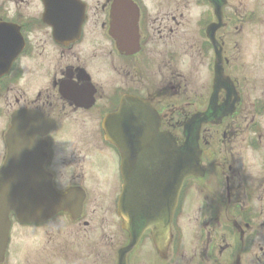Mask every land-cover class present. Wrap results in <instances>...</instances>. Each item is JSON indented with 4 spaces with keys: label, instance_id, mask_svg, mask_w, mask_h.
Wrapping results in <instances>:
<instances>
[{
    "label": "flooded vegetation",
    "instance_id": "flooded-vegetation-1",
    "mask_svg": "<svg viewBox=\"0 0 264 264\" xmlns=\"http://www.w3.org/2000/svg\"><path fill=\"white\" fill-rule=\"evenodd\" d=\"M68 3L71 21L59 22L58 34L53 24L42 20L41 0H20L18 23L0 20L3 25L18 28L22 44L19 58L5 78H0V119L4 120L0 128V164L7 154L5 137L13 129L14 117L20 112L34 113L36 117L30 124L36 142L43 147L44 171L58 195L71 197V191L84 193L81 216L73 218L71 207L70 212L58 213L39 224H21L10 215L11 230L20 226L33 231L34 241L24 242V246L29 247L27 251L38 246L43 250L58 233L59 225L71 237V223L87 227L91 213H100L102 232L98 238L118 239L116 260L112 262L117 264L118 253L127 247L129 237L117 214L120 156L104 138L101 130L104 118L118 111L124 97L144 98L160 115L161 130L182 143L184 123L207 106L214 66L221 56L223 74L237 93L234 113L217 126H202L199 145L203 177L188 180L181 189L170 223V240L163 252L156 251L152 233L147 231L129 252L126 263L264 264V238L262 244L258 243L264 229V70L261 96L253 100L252 75H248L244 65L235 68L231 64V60H241L240 53H246L237 42L250 41L252 25H258L264 34V8L259 12L249 0H220L215 5L210 0H68ZM28 4L35 13L24 12L23 7ZM211 25L212 43L207 36ZM1 40L5 41L2 44L5 50H10L11 34L0 31ZM193 52L201 66L208 61L207 69H199L198 73L206 78L209 92L202 94L200 89L193 101L184 97L188 102L177 109L166 100L167 93L183 96L188 89L172 86V75L177 72L173 63L183 62L187 56L193 59ZM155 77L163 78L161 84L153 82ZM28 82L35 85L27 87L24 83ZM225 100L222 90L217 104L222 105ZM192 102L198 105L188 110ZM72 115L82 119V131L87 126L98 128L95 139L94 135L83 139L80 132L79 138L87 149L82 161L74 162L84 175H89L93 184L88 186L76 182L80 171H76L71 181L72 149H68L71 129L66 121ZM43 120L54 124L46 134ZM91 142L96 147L94 159L88 150ZM237 144L241 149H235ZM237 157H243V171L235 165ZM91 188H94L93 204L98 209L88 211ZM110 215L116 219L117 233L121 235L108 231L113 227ZM10 238L1 264L7 263Z\"/></svg>",
    "mask_w": 264,
    "mask_h": 264
},
{
    "label": "water",
    "instance_id": "water-1",
    "mask_svg": "<svg viewBox=\"0 0 264 264\" xmlns=\"http://www.w3.org/2000/svg\"><path fill=\"white\" fill-rule=\"evenodd\" d=\"M210 1L215 5V1L220 0ZM210 29L208 33L213 41L211 31L214 28ZM217 61L208 109L202 117L196 115L189 120L184 131L187 132V140L183 147L177 146L159 132L156 113L143 101L136 100L134 103L136 119L131 120L129 117V121H122L125 112L120 114L119 119H114L115 122H123L120 130L116 127L111 140L123 157L125 186L119 215L130 237V244L120 253L118 264H126V252L138 243L146 230L152 232L157 252H163L169 241V224L175 205L172 191L177 190L185 178L197 176L199 170L197 141L200 126L217 122L232 112L229 107L232 87L229 80L223 78L220 58ZM221 89L226 91L227 100L224 105L217 107V93ZM134 138L141 146L139 157L132 147ZM10 152L0 170V259L8 238L9 213H15L20 222H40L43 217L46 219L67 210L65 198L54 193L48 179L42 176L41 167L33 162L38 159L37 152L30 148L26 155L18 147L13 150L11 147Z\"/></svg>",
    "mask_w": 264,
    "mask_h": 264
},
{
    "label": "rangeland",
    "instance_id": "rangeland-1",
    "mask_svg": "<svg viewBox=\"0 0 264 264\" xmlns=\"http://www.w3.org/2000/svg\"><path fill=\"white\" fill-rule=\"evenodd\" d=\"M20 0H0V7L3 3L6 5L9 2V5L5 7V10H10V15H12L9 20H12L15 16L16 12H19V2ZM250 5L252 7H256L259 12L260 9L263 10L264 8V0H249ZM31 4H28L27 7H23V10L27 11V13H35V9H32ZM35 11H30V10ZM40 8H38L39 12ZM21 6H20V13H21ZM30 11V12H29ZM18 15V13H16ZM9 15V16H10ZM25 15V14H24ZM263 30L255 24L252 25V31L250 36V41L244 40L237 42L238 47L243 48L242 51L246 52L241 54L240 53V61H232L231 64L238 68L239 66L244 65V68L249 72L248 75H252V85L255 86L251 94V98L254 100L255 98H259L261 96L260 93V85L263 83L261 72L264 70V40L263 38ZM261 38V41H259ZM236 40V39H235ZM234 40V41H235ZM233 43V42H232ZM232 47V46H231ZM237 47V48H238ZM233 48V47H232ZM236 53V50H233ZM196 52H193V54ZM248 56V57H247ZM247 57V59L245 58ZM245 58V59H244ZM208 61L203 63V66L199 64L197 56H193V59H189L187 56L183 62L176 61L173 63L177 72H174L171 78L172 86L175 85L187 87V94L177 96H170L168 93L166 95V100L169 103L175 105L177 109L185 107L184 102H188L184 100V97H187L191 101H193L197 97V92L201 89V93L205 94L209 92L207 88L206 78L204 76H200L199 69L204 70L207 69L205 66ZM208 73V72H207ZM180 74V75H179ZM251 76L249 77V79ZM163 78L155 77L153 78V82L156 85L161 84ZM45 83V80H44ZM27 87H31L30 82L24 83ZM196 87L198 90L196 91ZM247 87V86H246ZM183 92V91H181ZM189 100V102H190ZM2 104L0 103V106ZM192 107H188V110L191 108L196 107L198 104L197 102L190 104ZM81 121V122H79ZM4 120L0 119V128H2ZM71 131L69 135L71 137V145L68 149L71 150V181H74V176L76 175V171H80L77 174V178L75 179L76 182H84L90 185L89 175H84V172L79 167V164L74 165V162L82 161L84 158V152L86 151L85 142H83L85 136L93 137L94 139L97 137L98 128L95 126L92 127H84V131H82V119L78 118V115H72L71 119L66 121ZM85 124V122L83 123ZM82 131L83 139L79 138L80 132ZM64 134V132H62ZM63 138L64 136L61 135ZM65 139V138H64ZM241 144V143H238ZM237 144L235 149H241L240 146ZM88 150L92 152L91 157L94 159L96 156V147L94 142H91V145H88ZM81 152V153H80ZM81 154V155H80ZM81 158H78V157ZM236 157V156H235ZM243 157H237L236 160V167L239 171H243V164H242ZM92 182H94L92 180ZM92 187V186H91ZM93 189L91 188L88 190L89 192V202L86 205L88 211H93L95 209V204H93L92 196H94ZM110 192H114V185L111 187ZM101 214L94 213V215H90L88 219V226L84 227L80 224H72L71 223V237H67V234H64L66 229L63 228V225H59L57 227L58 233L53 236L52 241L45 246L42 250L41 247L38 248H30L27 251L25 244L31 243L35 239V233L33 231H26L20 226H15L13 230H11V244L9 248V254L6 258V264H112V262L116 260V250H117V238L114 239L109 238H98L99 234L101 235L102 228H101ZM112 223L110 222L111 229L108 231L114 235H121V233H117L118 225L116 219L110 215ZM261 237L262 240H259L260 244L263 243L264 238V229H261ZM25 242V244H23ZM55 249V250H54ZM37 250V253L35 252ZM259 253V252H257ZM26 256L27 258L25 259ZM258 256V254H257ZM259 257H261L259 255ZM105 259L109 261H105Z\"/></svg>",
    "mask_w": 264,
    "mask_h": 264
},
{
    "label": "bare ground",
    "instance_id": "bare-ground-1",
    "mask_svg": "<svg viewBox=\"0 0 264 264\" xmlns=\"http://www.w3.org/2000/svg\"><path fill=\"white\" fill-rule=\"evenodd\" d=\"M131 115H132L131 117H132L133 120L136 119V117H135V113H132ZM129 116H130V115H129ZM24 181H25V180H23V182H24ZM24 183H25V182H24Z\"/></svg>",
    "mask_w": 264,
    "mask_h": 264
}]
</instances>
